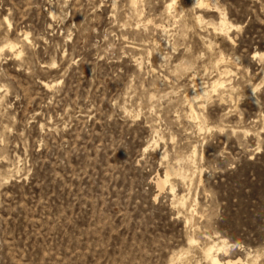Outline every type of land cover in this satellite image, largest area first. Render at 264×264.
I'll list each match as a JSON object with an SVG mask.
<instances>
[{
    "label": "rangeland",
    "instance_id": "rangeland-1",
    "mask_svg": "<svg viewBox=\"0 0 264 264\" xmlns=\"http://www.w3.org/2000/svg\"><path fill=\"white\" fill-rule=\"evenodd\" d=\"M135 1L0 0V264H264V0Z\"/></svg>",
    "mask_w": 264,
    "mask_h": 264
},
{
    "label": "bare ground",
    "instance_id": "bare-ground-1",
    "mask_svg": "<svg viewBox=\"0 0 264 264\" xmlns=\"http://www.w3.org/2000/svg\"><path fill=\"white\" fill-rule=\"evenodd\" d=\"M201 1H204V0H201ZM132 2H134L133 4H135L136 3V1L135 0H132ZM132 4V3H131ZM173 4V3H172ZM199 4V3H198ZM204 5V3L202 2H200V5ZM133 6V5H132ZM134 7V6H133ZM136 7V6H135ZM172 7V6H171ZM134 9H136V8H134ZM135 11V10H134ZM137 11V10H136ZM224 15V14H223ZM225 18V17H224ZM223 18V20H225ZM200 20V19H199ZM7 21V20H6ZM226 21H227V19H226ZM226 21H222L221 23V25H220V27H222V29H223V31H225L224 30V28L226 27V25H227V22ZM9 23V22H8ZM201 23V22H200ZM233 27V26H232ZM227 28H228V26H227ZM220 29V28H219ZM230 29V28H229ZM216 30V29H215ZM218 30V29H217ZM222 32V31H221ZM25 40L27 41L28 40V36H26L25 37ZM5 49H8V50H10L11 52H15L16 50H19V47H18V44H16V43H12V42H7L3 47L1 46L0 47V52H3ZM21 54V52L19 51L18 52V55H20ZM227 73H228V71H227ZM213 86H215V89L217 88V87H220V86H223V83H220L219 81H217L216 82V84L215 85H213ZM214 89V90H215ZM202 92V91H201ZM205 92H207V91H205ZM215 92V91H214ZM208 93V92H207ZM201 94V93H200ZM205 94V93H204ZM209 94V93H208ZM199 96V95H198ZM209 96V95H208ZM195 97H197V96H195ZM199 98V97H198ZM206 98V97H205ZM208 98V97H207ZM200 99H202V94L200 95ZM197 100V99H196ZM193 109V108H192ZM194 111V110H193ZM192 111V112H193ZM194 114V113H193ZM195 116V115H194ZM201 129H202V127H201ZM196 151V150H195ZM195 153V152H194ZM195 155V154H194ZM184 174V173H183ZM171 173L170 172H167L166 173V177H165V179H163V180H159V184L162 186V187H164V186H166L168 183H169V179H170V177H171ZM194 175V174H193ZM181 176H183L184 177V175H181ZM186 176V175H185ZM193 178V177H192ZM184 180V179H183ZM185 202V201H184ZM182 203V202H181ZM190 240H192V239H190ZM193 241V240H192ZM217 241V240H216ZM216 241H215V243L214 244H212V245H210L209 247H207L206 246V249H204L205 251V256H206V258H207V260H208V262H210L211 264H222V262H221V260L219 259V257L218 256H216L215 255V253H217V252H220V251H224V250H226L227 249V247H228V244H227V242L225 241V240H222V243H223V246H221L222 248H219V246H220V244H217L216 243ZM221 241V240H220ZM195 242V241H194ZM194 242H192V243H194ZM214 242V241H213ZM211 244V243H210ZM191 245V244H190ZM203 251V250H202ZM189 252V251H188ZM181 253V252H180ZM181 255V254H180ZM189 255V254H188ZM183 257H185V256H183ZM182 258V257H181ZM205 259V258H204ZM206 260V261H207ZM252 260H254V259H252ZM231 261V260H230ZM233 261V260H232ZM239 261H241V260H239ZM258 261V260H257ZM235 262V261H234ZM238 262V261H237ZM209 263V264H210ZM241 263V262H240ZM256 263V262H255ZM258 263V262H257ZM228 264H237V263H232V262H229ZM246 264V263H245ZM252 264H253V262H252Z\"/></svg>",
    "mask_w": 264,
    "mask_h": 264
},
{
    "label": "snow or ice",
    "instance_id": "snow-or-ice-1",
    "mask_svg": "<svg viewBox=\"0 0 264 264\" xmlns=\"http://www.w3.org/2000/svg\"><path fill=\"white\" fill-rule=\"evenodd\" d=\"M169 7H171V4L169 5ZM201 7H204V5L202 4Z\"/></svg>",
    "mask_w": 264,
    "mask_h": 264
}]
</instances>
